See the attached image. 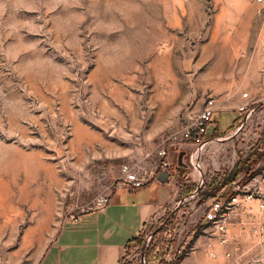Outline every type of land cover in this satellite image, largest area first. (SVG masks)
Returning a JSON list of instances; mask_svg holds the SVG:
<instances>
[{"label":"rangeland","instance_id":"rangeland-1","mask_svg":"<svg viewBox=\"0 0 264 264\" xmlns=\"http://www.w3.org/2000/svg\"><path fill=\"white\" fill-rule=\"evenodd\" d=\"M263 28L264 0H0V264H40L124 164L165 171L162 147L185 151L193 194L165 227L191 236L177 262L264 264ZM210 98L207 141L172 142ZM247 191L218 242L205 210Z\"/></svg>","mask_w":264,"mask_h":264},{"label":"crops","instance_id":"crops-1","mask_svg":"<svg viewBox=\"0 0 264 264\" xmlns=\"http://www.w3.org/2000/svg\"><path fill=\"white\" fill-rule=\"evenodd\" d=\"M234 111L238 117L239 112ZM214 128L219 132L216 123ZM187 144L192 143L183 146ZM184 152L182 148L169 151L172 165L165 181H159L156 174L142 188H119L103 210L83 213L78 221L66 222L45 250L40 264H120L133 240L152 230L172 204L190 193L189 172L185 177L182 174L186 171ZM184 236L179 233L177 239ZM149 255L151 260L153 252ZM161 264L189 263L183 259L179 263L163 260Z\"/></svg>","mask_w":264,"mask_h":264},{"label":"built area","instance_id":"built-area-1","mask_svg":"<svg viewBox=\"0 0 264 264\" xmlns=\"http://www.w3.org/2000/svg\"><path fill=\"white\" fill-rule=\"evenodd\" d=\"M262 2V0H257ZM264 32V28H263ZM217 104L213 98L207 100L205 106L194 114L189 122L177 133L173 134L170 138L174 143H185L189 142L192 144L204 143L207 141L205 136L208 133L209 126L212 123V118L217 110ZM246 105L238 106L239 110L245 109ZM161 157L160 167L165 169V172H170V166L168 157V148L162 147L158 151ZM122 180L118 184L119 188L127 189H138L148 185L154 178L157 172L147 171L143 168H136L128 164H124L121 168ZM197 191V189H196ZM193 194L186 195L178 199L174 204H172L166 212L167 215L160 220L159 224L152 230L148 231L146 234L144 243L140 250V255L137 257L133 252L136 250L137 246L133 245V242L128 246L132 248L131 256L128 258L129 262L132 264H161L162 261L166 262H177L190 248L191 246V236L186 235L177 239L180 232V227L184 223L181 219L180 222H176L174 226L165 227L169 222L177 220V217L181 214V205ZM252 198L251 192H245L240 195L235 192L230 197L226 199H214L209 204L208 208L205 210L203 220L207 222V225L212 227V234L214 239L218 240L220 243H225L227 241V231H228V220L233 213L234 206L240 203H245L250 201ZM110 195H101L94 199L92 205L86 207L83 213L103 210L107 204L110 202ZM82 213V214H83ZM81 215V214H80ZM80 215L73 217V221H78ZM183 217V216H182ZM157 220V221H158ZM160 236V239L158 237ZM162 239V240H161ZM156 240H158L156 242ZM161 240V243H160ZM264 241V234H263ZM154 242V243H153ZM206 249L210 252L212 257H216V252L214 250V240H209L205 244ZM150 250H153L154 257L150 260ZM161 255V257H160ZM216 264H228V263H216Z\"/></svg>","mask_w":264,"mask_h":264},{"label":"trees","instance_id":"trees-1","mask_svg":"<svg viewBox=\"0 0 264 264\" xmlns=\"http://www.w3.org/2000/svg\"><path fill=\"white\" fill-rule=\"evenodd\" d=\"M236 122H237V119L233 121V123L229 126V128H228L227 130L233 128V127L235 126ZM261 135H262V137H263V143H264V129H263V132H262ZM263 153H264V148L261 150V152H259L258 149H256V148L253 147V148L250 150L248 160H251L252 165L254 166L255 163H257L258 160L262 157V154H263ZM187 173H188L187 170L182 172V174H184V177H185V175H187ZM218 189H220V188H217V190H218ZM230 194H231V193H230ZM230 194H229L228 192H224V193L220 194V196H219L218 199H226L225 197L228 195V196H227V198H228V197L230 196Z\"/></svg>","mask_w":264,"mask_h":264},{"label":"water","instance_id":"water-1","mask_svg":"<svg viewBox=\"0 0 264 264\" xmlns=\"http://www.w3.org/2000/svg\"><path fill=\"white\" fill-rule=\"evenodd\" d=\"M157 179L161 182L165 181V179L167 178V173L164 170H160L157 173Z\"/></svg>","mask_w":264,"mask_h":264}]
</instances>
